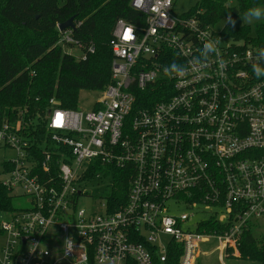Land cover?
Masks as SVG:
<instances>
[{"label": "built area", "instance_id": "1", "mask_svg": "<svg viewBox=\"0 0 264 264\" xmlns=\"http://www.w3.org/2000/svg\"><path fill=\"white\" fill-rule=\"evenodd\" d=\"M174 2L131 0L144 21H116L110 83L90 110L51 99L41 138L22 119L0 127V149L13 153L0 182L27 204L0 211V264H166L174 246L177 264H199L207 245L223 264L243 229L264 215V78L250 66L257 47L224 36L228 17L213 25L202 11L175 16ZM72 33L60 32L57 44L84 60L94 47ZM209 38L220 39L223 66L212 56L201 71L164 74ZM110 170L128 187L114 211ZM94 182L100 212L78 207ZM180 206L186 211L174 214ZM211 222L222 230L210 231Z\"/></svg>", "mask_w": 264, "mask_h": 264}, {"label": "trees", "instance_id": "2", "mask_svg": "<svg viewBox=\"0 0 264 264\" xmlns=\"http://www.w3.org/2000/svg\"><path fill=\"white\" fill-rule=\"evenodd\" d=\"M131 0H0V127L4 123L22 119L29 131L41 138L44 118L50 100L55 99L68 110H77L79 92H102L110 83L112 53L109 47L116 21L124 20L140 25L144 15L130 7ZM253 6L264 7V0H198L186 16L202 11L203 21L216 25L231 16H243ZM74 18L72 37L79 44L92 45L94 52L84 60H75L62 52L58 45L57 26ZM227 38L250 41L256 47L264 46V20L256 23L252 31L242 25L223 29ZM235 39V40H236ZM159 99L157 94L151 96ZM102 168L98 166V170ZM108 170V169H107ZM93 170L87 178H92ZM115 175L114 188L108 195L110 211L124 204L128 187L120 171ZM117 173V174H116ZM121 180V184L118 181ZM13 196L0 182V211H16ZM254 223L248 224L241 234L239 258L264 264V236L256 240ZM208 229L222 230L213 222ZM178 254L169 253L166 264H177ZM154 264H159L155 261Z\"/></svg>", "mask_w": 264, "mask_h": 264}, {"label": "rangeland", "instance_id": "3", "mask_svg": "<svg viewBox=\"0 0 264 264\" xmlns=\"http://www.w3.org/2000/svg\"><path fill=\"white\" fill-rule=\"evenodd\" d=\"M198 0H175L174 2V7H173V14L175 16H181L182 14H186L188 11H190L196 4ZM232 21H235V23H229V26L232 28H238L242 25L248 26L252 31L254 30V27L256 23L262 22L258 21L253 25H249L242 20H239L238 18L233 19ZM225 23L221 22L218 26H224ZM236 39V38H235ZM240 39H236L235 41H238ZM62 52L67 53L69 52V48L67 46H61ZM71 56L75 60H80L79 56L80 53L78 50H71ZM102 97L101 92H95V91H87V90H82L79 92V97L77 100V110L80 111H88L92 108L93 104L99 100ZM13 156V153L9 150H4L0 149V172H1V167L3 162L11 159ZM101 184L93 183L91 187L89 188V196L88 197H82L79 200V205L78 207L84 210H89L92 209L95 212H100V205H99V195H100V189H101ZM20 196V197H18ZM18 196H14L13 198V204L15 208L19 207H25L27 206L25 202V197L22 196L21 192H18ZM186 211L185 208L182 206L179 207V211L174 210V214H177L178 212H183ZM4 217L3 215H0V220H2ZM200 216H197L194 220L200 219ZM255 225L253 226V235L256 238V240H260L264 236V215L257 220H254ZM207 251H211L209 256L207 258H201V260L198 261L199 264H219L220 260L218 261V257L220 255V251L215 250L212 245H207L205 247ZM227 256L222 259L223 264H259L257 262H252V261H247V260H241L239 257V250L233 251L232 254L227 252Z\"/></svg>", "mask_w": 264, "mask_h": 264}, {"label": "clouds", "instance_id": "4", "mask_svg": "<svg viewBox=\"0 0 264 264\" xmlns=\"http://www.w3.org/2000/svg\"><path fill=\"white\" fill-rule=\"evenodd\" d=\"M140 2L143 3V0H140ZM228 19L229 21H231V23H235V21L231 20L230 14ZM240 19L249 25H253L258 21L264 20V7L253 6L248 8L243 16L240 17ZM129 31H134V26L130 25ZM220 42L221 41L219 38L207 39L203 43L202 48L198 50L199 54L197 56H195L187 64H181L173 61L172 63L164 67V74L168 77L182 78L186 76L190 71H201L207 65L208 60L212 56H216L219 63L223 66L224 61L220 58ZM250 66L254 76L257 79L264 78V46L256 48L253 61Z\"/></svg>", "mask_w": 264, "mask_h": 264}, {"label": "water", "instance_id": "5", "mask_svg": "<svg viewBox=\"0 0 264 264\" xmlns=\"http://www.w3.org/2000/svg\"><path fill=\"white\" fill-rule=\"evenodd\" d=\"M73 21H74V18L72 17L68 21H66L65 23L59 24L57 26L58 31L59 32H64V31H66L68 29H70L72 31H75V26H74Z\"/></svg>", "mask_w": 264, "mask_h": 264}]
</instances>
